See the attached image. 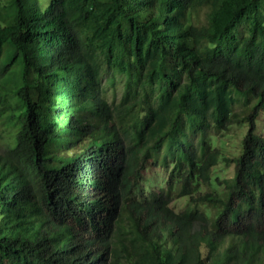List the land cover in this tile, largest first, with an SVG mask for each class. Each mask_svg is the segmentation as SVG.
Returning a JSON list of instances; mask_svg holds the SVG:
<instances>
[{"label": "trees", "instance_id": "1", "mask_svg": "<svg viewBox=\"0 0 264 264\" xmlns=\"http://www.w3.org/2000/svg\"><path fill=\"white\" fill-rule=\"evenodd\" d=\"M261 109L264 0H0V264H264Z\"/></svg>", "mask_w": 264, "mask_h": 264}, {"label": "rangeland", "instance_id": "2", "mask_svg": "<svg viewBox=\"0 0 264 264\" xmlns=\"http://www.w3.org/2000/svg\"><path fill=\"white\" fill-rule=\"evenodd\" d=\"M201 19L203 18L202 15L199 16ZM41 80V79H40ZM104 80V78H103ZM119 83H115L116 93L118 94L119 90ZM49 90H50V84H49ZM37 91L41 92V81H39V88H37ZM119 95V94H118ZM38 99V98H37ZM252 102L249 104L251 105ZM257 129L256 132L260 133L264 137V110L261 109L257 118ZM247 128V124L245 121L241 123H235L228 127L227 131L223 135L221 131H215L213 128L210 131L211 135V141L212 145L220 150L223 154L229 157H234L238 155L241 151V137L245 133ZM221 135V136H220ZM1 148V143H0ZM151 164L145 171V176L150 177L151 179L154 178L157 181L159 180L161 182L162 178L165 177L167 168L162 166L164 165L163 161L158 159L157 157H154L150 160ZM154 162L156 164H154ZM154 164V165H153ZM225 165H218L213 169L212 176L217 175L219 176H231L233 164L228 162L225 163ZM143 185L145 183H142ZM217 189L221 187L215 186ZM185 204V199H178L173 201L172 205L175 209H180Z\"/></svg>", "mask_w": 264, "mask_h": 264}]
</instances>
